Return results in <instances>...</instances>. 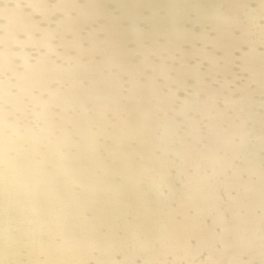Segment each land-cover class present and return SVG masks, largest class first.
I'll use <instances>...</instances> for the list:
<instances>
[{
    "label": "clouds",
    "instance_id": "9594fccd",
    "mask_svg": "<svg viewBox=\"0 0 264 264\" xmlns=\"http://www.w3.org/2000/svg\"><path fill=\"white\" fill-rule=\"evenodd\" d=\"M30 6L42 19L21 18L27 38L8 30L0 36V190L33 214L49 259L220 264L219 255L236 264L227 254L240 248L255 253L242 264H264V242L257 244L264 237L240 213L252 192L236 183L243 136L214 97L201 100V89L177 110L175 93L158 94L154 78L143 83L110 57L96 60L95 44L84 47L85 5ZM122 193L135 203H124Z\"/></svg>",
    "mask_w": 264,
    "mask_h": 264
},
{
    "label": "bare ground",
    "instance_id": "6f19581e",
    "mask_svg": "<svg viewBox=\"0 0 264 264\" xmlns=\"http://www.w3.org/2000/svg\"><path fill=\"white\" fill-rule=\"evenodd\" d=\"M74 2L87 8L88 18L80 34L85 37V48L95 44L96 60L110 57L112 62L127 66L143 83L154 78L158 94L175 93L173 106L177 110L184 99L194 97L202 89L201 100L211 94L216 108L230 118L228 122L240 126L237 131L243 136V146L234 165L237 189L252 190L240 213L245 227L264 237V0ZM61 16L58 13L52 19ZM21 18L42 19L30 6V0H0V36L8 30L19 40L26 39L20 30ZM14 51H20L19 47ZM123 79L129 77L125 75ZM176 120L182 121L183 117L176 116ZM235 139L241 143L240 135ZM132 147L138 149L139 145ZM175 174L173 169L172 175ZM114 182L121 184L122 180L116 176ZM232 195L236 196L237 191ZM120 199L126 204L135 203L130 193H122ZM19 200L0 190V264H54L39 243L47 237L37 233L36 225L30 222L33 214L25 211ZM225 216L231 220L230 212L226 211ZM262 242L258 240L257 244ZM221 247L216 244V248ZM208 255L205 251L200 259ZM227 255H236V264H242L255 253L244 254L240 248H233ZM215 259L227 264L219 255ZM136 264L142 261L138 259Z\"/></svg>",
    "mask_w": 264,
    "mask_h": 264
}]
</instances>
